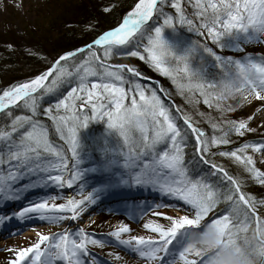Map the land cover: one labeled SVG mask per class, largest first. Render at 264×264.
Instances as JSON below:
<instances>
[{
    "label": "snow or ice",
    "instance_id": "1",
    "mask_svg": "<svg viewBox=\"0 0 264 264\" xmlns=\"http://www.w3.org/2000/svg\"><path fill=\"white\" fill-rule=\"evenodd\" d=\"M185 2L191 16L182 0H138L118 27L94 34L91 42L58 54L46 70L0 89V113L7 119L0 128V208L28 200L0 214V225L31 219L68 222L62 232L37 233V242L16 251L10 264H109L92 249L111 242L78 224L102 199L133 190L160 198L134 206L125 201L133 219L150 211L168 221L143 224L156 238L131 235L127 224L107 234L141 264H264V199L246 191L249 183L264 187V139H245L256 131L250 127L253 117L229 118L237 111L230 101L264 104V52L254 56L243 46L264 43V0ZM177 25L204 37L203 42L196 39L177 55L163 39V31ZM209 40L221 52L231 49L240 58L218 54ZM118 54L138 57L170 79L197 112L201 101L216 109L219 119L208 118L211 133L197 126L171 92L143 82L139 68L108 63ZM209 68L218 69L211 79ZM234 70L238 78L233 81ZM61 88L65 93L43 108L63 141L57 144L40 119V106ZM13 108L29 115H14ZM97 121L106 122L109 134L116 135L115 146L97 141L101 159L85 154L80 141V132ZM225 163L234 164L240 174L234 175ZM86 176L99 177L98 182L89 186ZM66 188L75 195L65 196ZM48 189L59 191L51 194ZM60 199L65 202L57 204ZM168 207L185 214L173 217L159 211Z\"/></svg>",
    "mask_w": 264,
    "mask_h": 264
},
{
    "label": "rangeland",
    "instance_id": "2",
    "mask_svg": "<svg viewBox=\"0 0 264 264\" xmlns=\"http://www.w3.org/2000/svg\"><path fill=\"white\" fill-rule=\"evenodd\" d=\"M69 1H74V0H0V31L4 34L9 33L12 41L13 40L19 41V39L27 40L28 38H27L26 29L27 30L33 29L36 31L39 28L41 29L38 32L40 36L46 34L48 36L47 39L48 38L50 39V37H56L60 39V37H58L57 30H53L51 26L48 27L47 25L48 23H50V20L53 16L60 15L61 13H63V10L65 9V6H67V3H69ZM182 3H185L186 11L191 16V13L193 11L191 7L186 4L185 0H182ZM16 5H19V7H17ZM166 11L170 15H173L175 17L174 9L168 7L166 8ZM192 34L193 33L188 32L186 29L177 25L174 30L165 29L163 31V39L166 41L168 45L172 47L173 51L177 55H182L186 49L191 47L193 41L195 40L191 37ZM39 35L37 34V36ZM56 38H51L48 42L52 43L54 41H58V39ZM203 40L204 37H202V41ZM17 41L11 45H7V48L9 47L13 48L12 46L16 47ZM144 42L146 43V41ZM231 44L234 43H230L229 47H231ZM243 46L245 47L246 52L253 54L254 56H258L261 52H264V43L251 42ZM216 51L218 53H221V55H226V56L232 55L236 59H239L241 56V54L232 51L229 52L227 50H224L223 52H221L219 49H216ZM108 63L127 64L129 66H134L139 68L142 73L141 79L143 82L147 83L149 86H151L155 82L157 88L163 86L165 89L171 92L172 98L174 99L176 104H179L184 110L190 113L189 115H191L196 121L204 125L203 121L199 118L200 115L198 114V112L192 109L189 105H187L184 102L183 98L176 93L175 86L172 85L170 79H168L167 77H163L159 73L153 71L147 64L144 63V61H141L138 57H130L126 54H118L115 55L110 61H108ZM144 65H146L153 73H155L153 74L152 77L150 76H147L148 78L144 77ZM15 68L9 69V72L4 74L6 80L11 79L13 75L16 74L18 70ZM42 70H45L44 66L41 67V71ZM209 73H210L209 78L211 79L212 78L211 74L218 73V69L209 68ZM156 75L158 77H156ZM6 80H2L3 82L0 81V89H4L3 83H6L7 82ZM65 91H66L65 88H61L56 95H50L48 97L56 98L57 96H62L65 93ZM163 98L167 100L166 97ZM56 99H53L50 102L44 99L43 101H41L40 117L46 119V117L43 115V108L48 107L50 104L54 103ZM126 103H128V101H126ZM230 103H232L233 106L237 108V111L235 113H232L233 115H236L240 119H247L249 116L253 117L250 121V127L256 129V131L250 133V135L253 134V137H255L256 139L264 138V104H262V102L260 101H253L252 104H244L239 99L230 101ZM202 106H207V105L203 104V102L201 101V103L197 106L199 112H201L200 107ZM13 109H11V111L14 113V115H26L25 113H27V111L23 112L22 108L19 109L17 112L14 111ZM1 114H2V119L0 120V125H1L0 128H2L7 123V119L5 115L3 113H0V115ZM232 114L229 113V115L231 116ZM208 117H213V115L209 114ZM43 122L49 127L50 138L53 141H55L57 144H63V141H60L58 136L55 135L51 121L45 120ZM98 140L101 143H103L106 140L109 146H115L116 144V135L115 133L109 134V130L107 129L106 122L103 121L93 122L92 124L89 125L87 129H84L80 132L81 145L85 154L87 155H91L94 157L95 152H100V150L96 147ZM68 155L70 156L71 154L68 153ZM256 157L259 161L260 159L259 154H256ZM99 158L101 159V157ZM88 166H89L88 162H86L85 168H87ZM85 181L89 186H91L92 184L98 182V177L95 178V176H86ZM259 187L264 189V187L260 185ZM37 191L44 192L45 190H37ZM58 191H59L58 189L47 190V192L51 194H55ZM148 192L149 191H147V193ZM140 193H144V192H140ZM63 194L65 196L75 195V191L73 189L66 188ZM144 194H138L140 196V197L137 196L138 200L134 199L133 201L134 202L137 201L140 203L147 202L151 204L154 200L160 199L156 194L151 192L149 193L150 198L148 197V194L145 195ZM29 195L31 198L33 199L35 198L32 197L31 194ZM76 198H80V197L77 195ZM110 198L112 197L108 196L102 199L101 202L98 203L96 206L90 207L88 212H86L82 216L78 226L84 228L86 232L89 229V227H100V229H102L103 232L105 231V233H109L111 231H115L120 224H127L132 229L131 235H143L145 236V238L148 237L156 238L155 234L150 233L143 228V224L152 219H156L157 222L164 223L165 225L168 224L167 220L153 217L150 211L149 214L145 215L143 218L137 217V219H133L130 216L131 218H128L129 220L125 219V216L129 215L126 211V210L129 211V207L125 206L124 203L125 201L122 199L121 201H118L119 199L117 200L114 198L112 199ZM145 198H148V200ZM55 202L59 204V203H64L65 200L60 199ZM27 203H28L27 199L21 202L10 203L7 207H3V210H0V214L4 212L10 213L11 209H19L22 204H27ZM114 204L117 205L124 204V206H115ZM127 204L129 203L127 202ZM261 210H262V214H264V209ZM159 211L163 212L165 215H169L173 217H179L180 215L185 214L183 211L172 207L161 208L159 209ZM130 212L131 211H129V213ZM211 218H209L208 220H210ZM67 227H68V222H64L63 224H59V225H53V224H47L46 222L38 221L36 219H31L27 221L12 220L4 225H0V264H10V262L13 259H15L16 251H19L20 249L23 248L31 247L35 242H37L38 240L37 233L50 235L52 233L62 232ZM125 238H127V236H125ZM120 247H121L120 250L121 252L118 255L121 256L122 259L116 261L112 258V260H110L111 264H141L138 257H135L133 254H129L128 251L124 249L122 246ZM98 250L112 253V249H110V246Z\"/></svg>",
    "mask_w": 264,
    "mask_h": 264
},
{
    "label": "trees",
    "instance_id": "3",
    "mask_svg": "<svg viewBox=\"0 0 264 264\" xmlns=\"http://www.w3.org/2000/svg\"><path fill=\"white\" fill-rule=\"evenodd\" d=\"M138 3V0H74L69 1L63 13L60 15H55L51 18L50 23H48V27H52L53 30H57L58 37H50L56 38L58 41H54L49 43V38L47 39V35H39L40 28L36 31L33 29H26L27 31V40L19 39L13 40L11 39L10 34H4L0 31V81L6 80L4 74L9 72V69L15 68L18 71L13 77L9 80H6V83H3L4 88L7 86L12 85L13 83L27 79L31 76L38 74L41 71V67L44 66L46 70L53 62L54 59L58 56V54L73 50L77 46H83L84 44L91 42L94 34H100L107 30H112L115 27L119 26L122 23L123 18L127 15L129 11H131L135 4ZM105 9H111V11H105ZM155 20V17H154ZM149 24H152L153 21H149ZM39 36H37V34ZM191 37L193 39H199L202 41V37H196L195 34H192ZM18 39V38H17ZM16 47L12 46L13 48H7V45H11L16 42ZM20 42V43H19ZM203 42V41H202ZM209 46L212 47L216 51L215 45L208 42ZM234 44H231L232 48ZM231 52V49H225ZM233 52V51H232ZM218 53V52H217ZM221 54V53H218ZM28 68V69H25ZM39 69V71H38ZM13 70V69H12ZM71 70V69H70ZM153 73L146 65H144V77L148 78L147 76L152 77ZM156 77H158L156 75ZM57 98V97H56ZM52 97H45L44 100L50 102L53 99ZM201 112L204 113L203 117H199L203 124H200L198 121L197 126L204 129L206 132L211 133V126L208 122L209 114H212L215 119H219L220 114L214 108H209L208 106H202ZM21 108H14V111H18ZM25 112L26 110H22ZM20 111V112H22ZM187 112L186 110H184ZM199 112V111H198ZM199 112V113H201ZM188 113V112H187ZM4 114V113H3ZM29 115V113H25ZM190 114V113H188ZM232 114V113H230ZM231 118H238L236 115H229ZM2 119V114L0 115V120ZM42 121L47 119L40 117ZM179 124L183 126V121H178ZM1 126V125H0ZM245 139L249 142H257L264 138L256 139L253 137V134H248ZM191 149H189L190 151ZM100 152H95L94 158L100 159ZM220 159V158H218ZM223 162V161H221ZM225 167L229 169V171L233 172L234 175H239L240 170L231 163H225ZM96 178V177H95ZM99 179V177H98ZM246 191L254 195L256 199L262 200L264 199V189L259 187V184H252L246 188ZM140 192H144L148 194L147 191H137L133 190L128 192L124 195H112V198L119 199L118 201L124 200L127 201L129 206H134L138 200L137 196ZM144 194V195H145ZM110 197V196H109ZM110 198V199H112ZM148 200V198H145ZM152 199V197H151ZM121 204V203H120ZM121 206H124L122 204ZM132 207H129V211H132ZM128 211V212H129ZM261 214H262V210ZM211 218V215L210 217ZM208 218V219H209ZM207 222V221H206ZM88 233L98 234V232H103L100 227H89L87 230ZM105 232V231H104ZM111 242H116L114 238H111Z\"/></svg>",
    "mask_w": 264,
    "mask_h": 264
},
{
    "label": "clouds",
    "instance_id": "4",
    "mask_svg": "<svg viewBox=\"0 0 264 264\" xmlns=\"http://www.w3.org/2000/svg\"><path fill=\"white\" fill-rule=\"evenodd\" d=\"M231 78L233 81L238 78V72L236 70L233 71Z\"/></svg>",
    "mask_w": 264,
    "mask_h": 264
}]
</instances>
